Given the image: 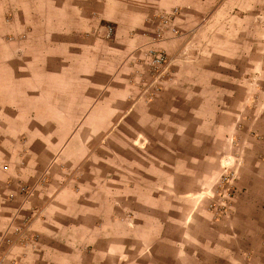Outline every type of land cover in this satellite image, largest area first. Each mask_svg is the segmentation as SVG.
<instances>
[{"label": "rangeland", "instance_id": "1", "mask_svg": "<svg viewBox=\"0 0 264 264\" xmlns=\"http://www.w3.org/2000/svg\"><path fill=\"white\" fill-rule=\"evenodd\" d=\"M104 1L0 0V69L28 43L67 69L3 148L5 264L264 263V0H172L120 33L85 11Z\"/></svg>", "mask_w": 264, "mask_h": 264}, {"label": "crops", "instance_id": "2", "mask_svg": "<svg viewBox=\"0 0 264 264\" xmlns=\"http://www.w3.org/2000/svg\"><path fill=\"white\" fill-rule=\"evenodd\" d=\"M171 2L172 0H105L100 5L86 8L85 11L98 12L102 19L117 25L120 33L128 29L125 27L127 22L140 24L152 15L155 9L169 7ZM17 51L25 53L22 61L18 57L12 58L10 71L0 69V161L5 155L3 148L11 147L13 152L15 146H19L21 132L26 131L30 138V131L34 129L32 126L36 124V114L50 113L48 98L52 92L61 90L60 86L54 84H60L67 73L62 59L57 60V64L52 67L51 55L44 54V58L38 56L35 43H28L23 48H17ZM95 107L93 105L91 109ZM126 109L127 104L123 103L120 107L114 106L108 113L122 114ZM14 152L17 153L18 150ZM12 174L15 177L20 175L18 171H13ZM23 177L32 181L34 176L25 174ZM3 181L0 177V234L8 226L14 209L19 208L18 198L15 203H5L6 191ZM38 228L41 226H36L37 231Z\"/></svg>", "mask_w": 264, "mask_h": 264}, {"label": "built area", "instance_id": "3", "mask_svg": "<svg viewBox=\"0 0 264 264\" xmlns=\"http://www.w3.org/2000/svg\"><path fill=\"white\" fill-rule=\"evenodd\" d=\"M154 64L162 70L161 74L163 75L168 71V68L170 66V61L168 60L167 57L163 55H159L156 57ZM0 264H5V258L1 246H0Z\"/></svg>", "mask_w": 264, "mask_h": 264}]
</instances>
